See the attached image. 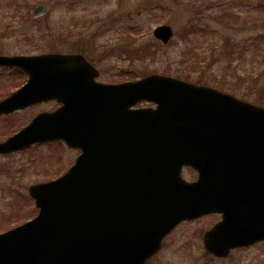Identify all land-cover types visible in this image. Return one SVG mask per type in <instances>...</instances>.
<instances>
[{"label":"water","instance_id":"1","mask_svg":"<svg viewBox=\"0 0 264 264\" xmlns=\"http://www.w3.org/2000/svg\"><path fill=\"white\" fill-rule=\"evenodd\" d=\"M45 12L41 5L33 16ZM154 35L167 43L172 30L160 26ZM0 63L29 75L0 102V114L52 97L64 104L1 143L0 153L53 139L82 149L64 176L29 187L40 213L1 237L10 246L0 264H144L195 209L185 205L195 185L179 181L184 164L229 168L231 148H239L249 167L264 168V109L214 89L160 75L95 85L96 73L87 70L93 68L70 55L0 57ZM146 99L156 109L129 110ZM213 241L207 237L206 247L224 255L227 247Z\"/></svg>","mask_w":264,"mask_h":264},{"label":"rangeland","instance_id":"2","mask_svg":"<svg viewBox=\"0 0 264 264\" xmlns=\"http://www.w3.org/2000/svg\"><path fill=\"white\" fill-rule=\"evenodd\" d=\"M40 4L47 12L33 18ZM158 24L173 30L170 43L163 45L153 37ZM80 49L102 72L98 79L105 83L154 73L192 84L202 77L213 88L264 104V72L254 83L245 80L260 67L264 55V0H0V54H70ZM26 79L18 70L0 68V97ZM52 108L55 104L47 103L0 116V141L40 110ZM77 155L78 150L56 142L0 155V232L32 216L28 187L62 175ZM184 174L193 178L188 170ZM212 219L178 225L147 264L264 261V246L236 251L226 260L201 254L200 235Z\"/></svg>","mask_w":264,"mask_h":264},{"label":"flooded vegetation","instance_id":"3","mask_svg":"<svg viewBox=\"0 0 264 264\" xmlns=\"http://www.w3.org/2000/svg\"><path fill=\"white\" fill-rule=\"evenodd\" d=\"M76 53H78V54H81V50H78ZM91 64H93L87 57H85ZM99 73H100V76H101V74H102V72L101 71H99ZM47 103H54L55 104V108L56 107H58V105H57V103L56 102H47ZM47 103H41V104H38V105H42V104H47ZM52 109H54V108H52ZM40 111H42V110H40ZM35 146H37V145H33L32 147H35ZM31 147V148H32ZM30 148V149H31ZM193 172V171H192ZM192 175H196L195 174V172H193V173H191ZM194 179H195V177H193ZM190 181H192L193 179H189ZM205 217V216H204ZM206 217H215V219H212V225L211 226H213L214 224H216L217 222H220L221 221V215L220 214H212V215H207ZM253 222V226L251 225V223ZM259 222H261V221H258V220H256V219H252L251 220V222L246 226V229H244L245 231H237V232H240L241 234H242V236L243 237H247V238H255V236L257 235V236H259V235H261V233L263 232V230H264V223H262L261 222V227L260 226H258V225H256L257 223H259ZM210 226V227H211ZM7 227L5 226L4 228H3V231H6V230H8V229H6ZM259 230V231H258ZM258 247V246H264V241H260V242H257V243H253V245H251V246H247V247H240V248H235V249H233V251L231 250V252H230V255H229V257L227 258V259H229L236 251H247V250H249V249H251V248H254V247ZM257 260V259H256ZM261 259H258L257 261H255L254 260V262H251V263H249V264H264V261L263 260H261Z\"/></svg>","mask_w":264,"mask_h":264},{"label":"trees","instance_id":"4","mask_svg":"<svg viewBox=\"0 0 264 264\" xmlns=\"http://www.w3.org/2000/svg\"><path fill=\"white\" fill-rule=\"evenodd\" d=\"M258 63L260 64V67L258 68V70H259L264 65V55L262 56V60L259 61ZM253 75H254V73L251 72L247 77H245V80L247 79L246 81H248L250 84H251V82L254 83V81L256 80L257 77H260V75H258L257 77L253 78ZM240 80H242V78L239 77V81ZM197 81H198V83H205V84L207 83L202 77L200 79H198ZM222 81H224V83H225L226 80H222Z\"/></svg>","mask_w":264,"mask_h":264}]
</instances>
